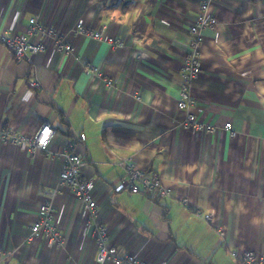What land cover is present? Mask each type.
Listing matches in <instances>:
<instances>
[{
	"label": "crops",
	"instance_id": "1",
	"mask_svg": "<svg viewBox=\"0 0 264 264\" xmlns=\"http://www.w3.org/2000/svg\"><path fill=\"white\" fill-rule=\"evenodd\" d=\"M199 6L0 0L1 33L24 32L38 16L72 48L65 54L45 38L43 51L19 60L0 44V122L27 136L43 122L52 129L33 158L0 140V264H98L83 205L58 184L65 149L87 160L81 174L93 182L110 244L149 264H242L230 248L264 257V0H213L207 9L218 23L202 35L191 97L198 119L215 126L211 133L184 128L175 105ZM78 23L103 28L123 46L75 34ZM34 80L39 88L31 87ZM119 158L157 173L170 195L130 193ZM56 186L53 223L63 246L50 247L39 234L26 243Z\"/></svg>",
	"mask_w": 264,
	"mask_h": 264
},
{
	"label": "built area",
	"instance_id": "2",
	"mask_svg": "<svg viewBox=\"0 0 264 264\" xmlns=\"http://www.w3.org/2000/svg\"><path fill=\"white\" fill-rule=\"evenodd\" d=\"M213 0H200L199 12L194 21L189 26L188 32V53L184 57L180 67V79L178 84V98L175 102L176 109L182 113L181 125L187 129H194L202 132L211 133L215 126L207 124L198 119L199 109L191 97L192 81L201 72V53L200 42L206 29L214 28L218 21L212 14L207 13V9ZM71 31L75 34L85 35L94 40H105L113 48H121L123 42L106 38L103 34V28L94 30L81 23L76 24ZM45 38H51L55 47L69 54L72 50L67 42L65 35H60L53 28H50L39 19L33 16L29 19L28 26L24 32L19 33H1L0 44L6 47L14 59H29L31 55L43 51L46 48ZM140 58L141 54L135 55ZM108 85L110 84L107 81ZM31 87L39 88V83L34 80L30 83ZM224 128L231 134L230 123H226ZM52 135V129L47 122H43L39 129L32 136L23 135L11 131L0 122V140L10 142L20 150L26 151L31 158L44 148L47 140ZM85 134L80 133L77 141L82 142ZM62 158V167L59 173V186L65 185L70 193L83 205L89 224L93 229L96 253L95 261L98 264L110 262L112 264H149L147 261L128 253L125 249L112 245L108 241V229L106 225L97 219V203L92 195L93 182L84 178L81 174V168L87 160L81 158L73 150L65 149L58 154ZM122 169L124 182L130 193L144 192L152 198H158L170 195L168 188L158 176L157 173L138 168L133 162L126 158H119L116 162ZM58 191V186L51 189L48 198L39 205L37 219L29 226V233L26 237V243L30 242L34 235L39 234L47 238L50 247H62L64 237L61 231L54 225L52 219L54 214L53 200ZM204 219L210 222L211 216L206 214ZM221 228L217 232L221 233ZM230 255L242 264H264V257L259 256L251 249L240 250L236 248L229 249Z\"/></svg>",
	"mask_w": 264,
	"mask_h": 264
},
{
	"label": "rangeland",
	"instance_id": "3",
	"mask_svg": "<svg viewBox=\"0 0 264 264\" xmlns=\"http://www.w3.org/2000/svg\"><path fill=\"white\" fill-rule=\"evenodd\" d=\"M53 217H54V215H53ZM52 221H53V219H52Z\"/></svg>",
	"mask_w": 264,
	"mask_h": 264
}]
</instances>
